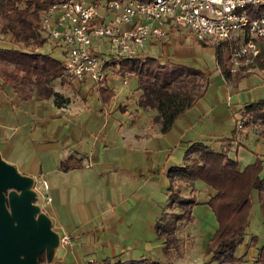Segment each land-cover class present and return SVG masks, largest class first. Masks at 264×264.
I'll list each match as a JSON object with an SVG mask.
<instances>
[{
	"label": "crops",
	"instance_id": "0c3cea01",
	"mask_svg": "<svg viewBox=\"0 0 264 264\" xmlns=\"http://www.w3.org/2000/svg\"><path fill=\"white\" fill-rule=\"evenodd\" d=\"M174 32L171 31L164 42H148L160 47L162 58L158 60L169 58L184 63L172 56L189 51L187 44L180 41L179 33ZM0 45L13 43L0 32ZM144 47L140 55L148 54ZM185 64L191 65L187 61ZM263 67L264 64L255 65L233 85L225 80L217 64L216 74L202 69L209 73L210 79L205 93L180 112L166 131H161L159 123L152 121L151 116L156 113L154 107L139 105L140 89L135 87V112L123 106L125 111L121 115L127 113L129 123L126 126L120 123L114 136L105 130L104 121L97 124L103 106L100 110L89 105L82 107L76 101L78 96L84 98L81 88L90 91L95 86L90 80H70L67 89L64 84H55V89L70 97L63 105H57L52 96L20 98L11 85L0 86V152L20 171L46 182L44 210L55 229L70 234V243L54 256L52 264H101L104 258L162 256L163 239L157 236L154 227L160 206L153 196L158 198L163 190L167 195L166 168L182 161L188 142L200 139L214 150L224 149L240 167L258 155L264 158V125L259 123L255 128L236 116L243 104L264 97L257 88L245 92L240 89L242 78L257 79V70ZM116 73L120 72L110 69L107 78ZM121 74H124L123 84L129 82V77H135L137 84L134 72ZM237 122H242L243 127L237 128ZM36 126L38 131L34 136ZM222 136L230 138L221 139ZM63 159L71 166L60 167ZM195 181L192 183L194 192ZM198 181L204 192L197 194L196 200L206 204L215 189L205 181L202 183L203 180ZM144 187L153 202L146 207L141 202ZM208 211L211 219L204 230L199 229L205 250L217 224L212 210ZM257 244L249 245L243 235L236 252L243 253V260L251 261Z\"/></svg>",
	"mask_w": 264,
	"mask_h": 264
},
{
	"label": "trees",
	"instance_id": "16d2710c",
	"mask_svg": "<svg viewBox=\"0 0 264 264\" xmlns=\"http://www.w3.org/2000/svg\"><path fill=\"white\" fill-rule=\"evenodd\" d=\"M52 1L0 0V32L13 43L10 46L0 45V86L11 85L20 98L43 99L52 96L57 105H63L70 97L55 89V82L63 85L71 81L66 80L63 74L61 60L39 49L47 39L40 27V16ZM199 41L204 44L208 42L203 39ZM236 43L237 37L213 42L216 64L225 80L233 84L248 73L231 69L229 56ZM108 63L120 73L134 72L137 75L136 88L140 89L138 103L156 109L151 118L159 123L161 131L168 130L177 115L205 93L210 81L209 73L194 65L169 59L160 61L149 54L111 59ZM257 64H264V44L256 57ZM97 88L103 101L110 97L112 90L108 86L101 83ZM239 111L246 125H264V97L246 102ZM233 135L234 132L231 137ZM59 166L68 168L71 164L63 159ZM260 169L258 158L240 167L226 150H214L204 140H191L183 151L182 161L166 168V207L170 210L163 208L155 220L157 234L163 239V257L140 255L135 258H104L100 263L172 264L174 256L181 257L178 222L194 218L192 207L198 201L192 183L200 178L215 189L206 203L217 223L206 245V252L211 255L200 264H264V241L257 246L256 255L251 261L243 260V253L236 252L248 223L251 187L258 189L260 211L264 217V175L260 176ZM182 181L189 186L190 192L187 194L181 192ZM255 242L256 235L253 234L248 244L254 245ZM38 259L45 261L43 252L38 254Z\"/></svg>",
	"mask_w": 264,
	"mask_h": 264
},
{
	"label": "built area",
	"instance_id": "2783aa9c",
	"mask_svg": "<svg viewBox=\"0 0 264 264\" xmlns=\"http://www.w3.org/2000/svg\"><path fill=\"white\" fill-rule=\"evenodd\" d=\"M182 26L199 40L237 37L231 69L250 72L264 44V0H53L40 16L50 44L63 47L64 76L96 87L109 60L138 56L146 41L164 42ZM59 240L67 245L70 236L61 232Z\"/></svg>",
	"mask_w": 264,
	"mask_h": 264
},
{
	"label": "rangeland",
	"instance_id": "374dc122",
	"mask_svg": "<svg viewBox=\"0 0 264 264\" xmlns=\"http://www.w3.org/2000/svg\"><path fill=\"white\" fill-rule=\"evenodd\" d=\"M174 33H177V34L179 33L181 37L180 41L187 44L189 51L185 54H172V56L176 57L177 60H183L185 62L187 61L191 65H194L200 69L211 70L213 74H216L215 50H214V44H213V42L216 40H208V42L204 44L201 41H199V39H196V37L186 28V26H182L180 30H177ZM169 38L171 40V36ZM144 46H145L144 47L145 52L157 58L158 57L162 58L160 56V50H159L160 47L158 45L150 44L148 41H146ZM103 48L105 51H108L107 46L106 47L104 46ZM39 49L41 51L50 53L51 55L55 56L59 60H62L63 58L62 56L63 47L60 45H57V46L51 45L48 39H46L39 46ZM123 75L124 74L116 73L115 75H113V77L111 78L108 77L102 82V84H105V85L107 83L108 87L112 90V92L110 93V97L107 100L103 101L101 99L98 88L96 86H94L90 91L87 90L86 87L81 88L80 93L84 95V98H81L80 96H78L76 100L77 103H79V106H82V107L89 105L91 108L97 107V109L100 110V108L103 106L101 108V111L103 113L101 114L100 120L97 124L101 125V123L104 121L105 130H109L111 136H114V134L118 132L121 124H122L121 126H126L129 123V118L127 116V113H123L124 116L121 115V113L125 111L123 110V106L129 109V111L135 112V107L137 105V102H136L137 90L135 89L136 79L135 77H129V82L127 84H123L122 83ZM257 75H258L257 79H254V77H251L250 81L247 80L246 77L242 78L240 81V89L245 92V90L249 88H255V89L257 88L259 92L261 91L264 93V83H263L264 82V67L261 70L260 69L257 70ZM57 83L61 84L58 81L55 82V84ZM70 84L65 83L64 85L66 86H64V88L67 89L66 87L67 86L69 87ZM229 84L233 85V83H229ZM98 98L100 100L99 106L97 105ZM119 99L121 100L122 103L120 102ZM119 104L121 105L118 106ZM114 106H116L115 109H114ZM239 114H240V111L238 112V115L236 116L240 118L241 114L240 115ZM37 131H38V128L36 126V128L32 132V135L35 136L37 134ZM231 154L235 157L236 156L238 157V154L235 153V151H231ZM256 158L260 160L261 169H260L259 174L260 176H262V170L264 173L263 156L258 155L249 162L254 161ZM172 161H178V160H172ZM249 162L244 163L243 166ZM177 163L179 162H176V164ZM173 164H175V162H173ZM195 180L196 181L194 183L195 185L194 193L196 196L197 194H199L200 196L204 192V189L201 188V184H199L200 181L198 180L202 181V179L196 178ZM182 182L181 184L183 185L184 182L183 183ZM202 183H204V181H202ZM35 185L38 189L36 201L39 202L41 207L44 209L46 208L45 203H44V197L46 195V192L44 189L43 181L41 179L38 180L36 178ZM183 186H182L181 192L185 194L189 193L190 192L189 186H186V185H183ZM143 193H144V198L141 200V202L143 201L144 207H146L148 203H153V202L152 200H150L149 192L148 190H146V187H144ZM164 194L165 192L163 190L161 193H159L158 198L157 196L156 197L153 196L155 203L156 204L159 203V206H160L159 215L163 208H166V209L168 208L166 207L168 198H167V195H164ZM249 196H250V206L248 210V223H247V226L245 228V232L243 235L246 241L249 242L251 235L255 234L256 235L255 244L258 243L257 245L259 246L264 241V217L260 211V205H259V199H258V189L256 187H251L249 191ZM167 210L169 211L170 208ZM208 210H212V209L209 207L207 203L205 204V203L198 202L194 204L192 207V213L194 214V218L191 219L190 221L181 220L178 222V228H177V233L179 236L178 242L182 249V256L181 257L174 256L172 259V264H177V263L200 264L202 261L207 260L210 257L211 253H206V250L204 248V243L202 240L203 236H202V233L199 231V229L204 230L206 228L207 223L211 219V216H209ZM154 227H155V224H154ZM61 231L62 230H60V233ZM67 234L70 236L68 232ZM70 241H71V238H70ZM63 248H64V245L59 244L56 247L54 256H57ZM159 257H162V256H159ZM85 264H90V263H85ZM233 264H240V263H233Z\"/></svg>",
	"mask_w": 264,
	"mask_h": 264
},
{
	"label": "water",
	"instance_id": "95a60500",
	"mask_svg": "<svg viewBox=\"0 0 264 264\" xmlns=\"http://www.w3.org/2000/svg\"><path fill=\"white\" fill-rule=\"evenodd\" d=\"M37 194L34 176L0 153V264H52L60 232Z\"/></svg>",
	"mask_w": 264,
	"mask_h": 264
}]
</instances>
